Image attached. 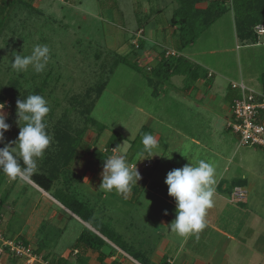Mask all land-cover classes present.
Here are the masks:
<instances>
[{
	"label": "rangeland",
	"instance_id": "rangeland-1",
	"mask_svg": "<svg viewBox=\"0 0 264 264\" xmlns=\"http://www.w3.org/2000/svg\"><path fill=\"white\" fill-rule=\"evenodd\" d=\"M173 7L174 0H15L0 24V103L5 104L6 122L11 125L5 142L17 139L20 129L16 123V101L30 94L42 95L48 101L46 122L51 136L56 125L65 124L63 115L69 121L70 133L84 129V134L69 167L60 168L59 179L47 191L27 179H20L23 184L14 180V184L17 182L0 208V229L8 237L20 233L34 249L43 241L40 254L77 264L76 255L70 252L84 226L93 230L92 225L106 223L115 230L126 225L130 232H140L139 225H144L147 234L159 236L162 231L168 232V226H163L160 219L164 210L175 219V201L168 195L164 181L169 171L189 162L183 156L188 146V158L212 163L216 180L221 174L227 179V189L233 183L244 187L246 209L237 220L248 221L242 233L249 235L253 253L248 254L246 262L264 264L263 253L259 255L255 249L264 252V147L239 145L238 134L227 126L232 117L229 103L235 93L230 83L243 82L254 91L262 90L263 37L256 38L262 44L242 41L236 34L234 11L230 8L194 44L179 48L168 24ZM157 8L162 9L160 13L145 17ZM37 44L50 48L46 71L36 74L31 67L22 73L13 70V51L30 55ZM163 49L175 50L203 70L211 71L212 82L198 80L192 89L182 90L183 76L173 75L166 83L149 84L145 72L138 73L123 63V59L134 62L139 58L141 65L155 66ZM103 80L105 86L95 98L93 90ZM87 89L89 98L74 105L72 97L82 99ZM91 100L94 104L89 117L94 123L80 111ZM145 133L152 134L159 147L156 155L136 163ZM117 134L123 137L118 143L119 151L127 155L130 164L136 163L141 176L135 196L139 203L135 205L115 191L99 189L103 164L98 163L97 157L103 152L112 154L109 144ZM196 139L198 145L193 143ZM54 149L52 144L47 149L52 158L56 157ZM45 156L46 152L38 161V169L45 163ZM145 161L149 162L147 167H143ZM241 175L248 177L250 186L247 187L246 179L229 181L230 177ZM11 181L4 176L0 195L5 194ZM154 186L157 193L147 190ZM218 191L224 193V198L219 199L217 191L214 193L213 206L206 217L220 205L222 211L216 219L223 224L220 215L230 218L232 205L240 203L233 202L237 200L230 196L232 189L230 193ZM70 196L82 203L81 213H88L89 223L63 205ZM168 199L173 205L165 203ZM137 214L139 225L133 220ZM133 245L134 250L146 254L144 248ZM123 259L132 263L129 258ZM87 262L96 264L94 255L90 254ZM0 264L46 263L40 259L29 262L27 257L4 251Z\"/></svg>",
	"mask_w": 264,
	"mask_h": 264
},
{
	"label": "trees",
	"instance_id": "trees-1",
	"mask_svg": "<svg viewBox=\"0 0 264 264\" xmlns=\"http://www.w3.org/2000/svg\"><path fill=\"white\" fill-rule=\"evenodd\" d=\"M14 2L15 0H0V24L3 22L8 10L13 6ZM230 8L234 11V23L237 36L245 42H257V34L254 27L258 23H264V0H174V7L172 9L171 16L168 19V24L170 27H174L176 45H178L179 48H184L194 44L199 35ZM161 10V8L152 9L145 15V17H150L153 12L158 13L161 12ZM138 20H140V17H138ZM139 46L141 48L143 47L142 40H140ZM165 52L166 50L163 49V51L159 53V58L157 59L155 66L148 67V64L141 65L139 63V58H136L134 62L129 61V59H123V63L135 69L138 73L145 72L149 84L157 85L158 83H166L173 75L183 76L184 85L182 86V89H190L198 80H206L210 83L212 82L213 73L211 72L209 75V70H203L198 64L190 61L180 53H177L176 55H166ZM105 83V80L97 83L93 90L96 93L95 98L99 97ZM262 93H264V82L262 84ZM235 95L236 92L231 98L229 103L230 106L232 105ZM89 96L90 92L87 89L85 91V96L82 97V99L73 96L72 99L74 101L72 103L74 105L77 103L80 104L84 98H89ZM94 100L89 101L90 106L86 104V106H83L80 110L81 113L88 116V120L92 123H94V119L89 117V113L93 108ZM259 120L264 123V110L260 112ZM62 121H65V124L62 123L60 125H56L53 129L54 131L52 135L51 144L54 145L56 157L52 158L49 155L51 153L46 150V156L44 159L45 163L39 166L36 173L28 177L45 191H47L55 183V181L59 179L61 174L60 168L64 167V169H66L69 167L84 134V129L77 130L76 134L70 133V130L68 129L69 121L64 115ZM122 139L123 137L120 134H117L110 142L109 147L115 148ZM3 146L4 144L0 143V147ZM103 154L104 155L97 157L99 158L98 163L100 164H103L104 159L108 157L105 152H103ZM62 171L64 172V170ZM4 176L5 175L0 172V186ZM63 183L68 185V181L66 179L63 180ZM236 186L240 187L241 185L233 183L230 190H233ZM65 187L66 186H64V188ZM10 190L11 186L7 188L5 194L3 193V195H0V208L5 205ZM59 191L63 190L61 189ZM62 203L69 210L83 219V221L89 223L88 213L85 211L81 213L83 205L79 200L70 196V198L66 200L67 204L64 202ZM92 226L94 228L93 230L86 226L81 229L76 238V243L71 248L70 253L76 255L75 260L77 264H88V258L85 255V252L88 249L97 253L96 259L99 264H104L107 258L115 255V247L103 237L107 238L110 242L118 246L137 261L143 264H150L147 260V256L143 252L134 250L132 246L123 241L120 234L113 232L107 224L100 223L99 227L94 225ZM5 235L8 237L6 233ZM8 238H14L16 240L20 239L24 245H29V241L26 240L20 233ZM42 242L43 241L39 242L40 245L37 248H32L33 253L40 254V251L44 247L43 245H45ZM42 258L47 260L50 264H69L68 260L62 257L50 259L48 254H42ZM110 264L123 263L120 259L114 258Z\"/></svg>",
	"mask_w": 264,
	"mask_h": 264
},
{
	"label": "clouds",
	"instance_id": "clouds-1",
	"mask_svg": "<svg viewBox=\"0 0 264 264\" xmlns=\"http://www.w3.org/2000/svg\"><path fill=\"white\" fill-rule=\"evenodd\" d=\"M14 62L11 67L17 73L25 72L31 67L36 74L46 71L50 60V48L37 44L30 55L13 51ZM5 104L0 103V172L10 179H27L38 170V161L44 157L50 147L52 136L47 131L46 117L50 112L48 101L39 94H30L16 101V123L19 126L18 137L14 141H6L5 133L11 125L7 123L8 114ZM142 149L136 160H144L154 156L158 149L157 139L145 133L141 139ZM120 145L112 148L113 152L104 159L99 189L106 192L115 191L125 198L133 186L141 179L136 163L130 164L126 154L119 151ZM181 168H175L166 175L165 184L168 195L175 201V219L168 225L171 233L179 237H187L200 232L205 227V216L213 206L216 184V169L204 159H189ZM170 159V158H169ZM167 215V211L164 213Z\"/></svg>",
	"mask_w": 264,
	"mask_h": 264
},
{
	"label": "crops",
	"instance_id": "crops-1",
	"mask_svg": "<svg viewBox=\"0 0 264 264\" xmlns=\"http://www.w3.org/2000/svg\"><path fill=\"white\" fill-rule=\"evenodd\" d=\"M160 13V12H159ZM174 27H171V32L173 33ZM263 42H256L255 44H262ZM172 77V76H171ZM264 82V76L262 78L261 88L262 84ZM192 89V87L190 88ZM184 90V89H182ZM189 90V89H188ZM262 92V90H260ZM214 98V96H213ZM219 118V116H217ZM195 138L191 137V140ZM199 140L193 141V143L197 144ZM218 175V180H216L215 184V192L218 193V198H224L221 195L224 193H220L223 190L225 192L226 190L229 191L230 189H227V186L224 185L225 179L224 177ZM231 179L229 181H237L241 182L243 179L247 180V183H249L248 177L241 175V177H230ZM236 179V180H235ZM19 180V184H23L24 181ZM27 180L32 183L34 186H36L38 189L45 192L44 189L40 188L37 184H35L32 180L27 178ZM16 181V182H17ZM15 182V184H16ZM232 182V183H233ZM14 180L11 181L10 186L12 187L10 191H12L13 187L15 186ZM247 184V187L250 186ZM9 186V187H10ZM152 187V186H150ZM231 187V186H230ZM238 187V186H236ZM240 187H243L242 185ZM146 188V187H145ZM147 189V188H146ZM140 190L139 185L133 186L130 193L127 194L126 199L133 203V205L139 203L138 199L135 200V196L137 192ZM148 191L156 192V187L147 189ZM244 190V187H243ZM10 194V193H9ZM231 195V193H230ZM9 197V196H8ZM225 200V199H224ZM230 200V198H229ZM166 201V200H165ZM232 201V200H230ZM244 199L239 201H233L238 202L240 204L232 205L234 209L231 210V217L226 218L224 216L220 215L221 224L217 219L216 215L220 213L222 210V206L216 205L213 209V213L205 216V227L198 233L192 234L185 237H179L168 230L162 231L159 236H154V234L150 233L147 234L145 232L146 227L144 225L141 227L139 225L140 217L137 214V216H133V220L137 222L139 225L140 232H130L129 227L124 225L122 226L123 229H115L113 232H117L121 235L124 242H126L130 246H134L133 244L137 246H141L145 249V255L147 256V260L150 264H251L250 262H246V259L248 258V254L253 253L250 250V244L247 240L248 236L245 233H242L245 231V225L244 223L248 224V221L245 220H237V218H241L239 215H243L246 207L244 204ZM13 202V201H12ZM165 203L168 205H173L171 200H167ZM7 208H10V206L7 203ZM152 209V208H151ZM133 213H137L134 211ZM165 210L162 212V218L160 219V223L163 226H168L169 222L172 221L173 215L167 213V215L164 214ZM257 213V212H256ZM239 214V215H238ZM238 215V216H237ZM235 220L234 226H233V219ZM125 220V219H124ZM123 220V221H124ZM122 221V222H123ZM106 224V223H105ZM141 227V228H140ZM157 237V238H154ZM106 241H108L111 245H113L116 249V253L114 256H111L107 258L104 262V264H109L114 258H118L121 261L124 260L123 258H129L131 259L132 263L130 264H143L136 259L132 258L130 255H128L126 252H124L122 249H120L118 246L114 245L112 242H110L107 238L103 237ZM255 248V246H254ZM257 251V254L264 255V252H262L261 249L255 248ZM255 253V252H254ZM92 254L94 255V260L96 264H99L97 261V253L93 252L92 250L88 249L85 252V255L88 256ZM123 264H129L128 262L125 263L122 261ZM91 264V263H88ZM261 264V263H257Z\"/></svg>",
	"mask_w": 264,
	"mask_h": 264
},
{
	"label": "built area",
	"instance_id": "built-area-1",
	"mask_svg": "<svg viewBox=\"0 0 264 264\" xmlns=\"http://www.w3.org/2000/svg\"><path fill=\"white\" fill-rule=\"evenodd\" d=\"M254 30L257 38L263 37L264 42V23L255 25ZM166 55H176L175 50H166ZM211 71H209V75ZM230 87L235 90L236 95L233 98L232 105L230 106L232 117L227 121V126L233 132L238 134L239 145H257L264 147V123L259 120V114L264 110V93L257 92L245 86L243 82L230 83ZM147 161L143 163V167L148 166ZM135 164V163H131ZM232 199L242 200L245 196V190L241 187H234L231 191ZM230 195V196H231ZM7 251L12 256L27 257L29 262L40 259L46 264L47 260L42 258V254H35L29 245H24L20 239L6 237L3 230L0 229V255Z\"/></svg>",
	"mask_w": 264,
	"mask_h": 264
}]
</instances>
